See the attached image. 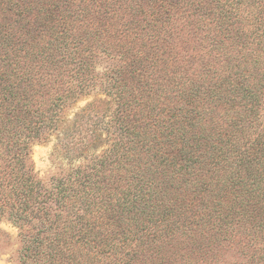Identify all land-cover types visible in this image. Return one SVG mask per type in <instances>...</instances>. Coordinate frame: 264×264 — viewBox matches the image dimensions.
Returning a JSON list of instances; mask_svg holds the SVG:
<instances>
[{"label": "trees", "instance_id": "16d2710c", "mask_svg": "<svg viewBox=\"0 0 264 264\" xmlns=\"http://www.w3.org/2000/svg\"><path fill=\"white\" fill-rule=\"evenodd\" d=\"M208 13V0H0V221L19 264H179L159 245L207 254V229L264 264V61L250 34L224 47L217 26L218 55L254 62L211 69ZM96 87L107 100L70 115ZM100 123L105 147L38 176L34 143L82 151Z\"/></svg>", "mask_w": 264, "mask_h": 264}, {"label": "rangeland", "instance_id": "374dc122", "mask_svg": "<svg viewBox=\"0 0 264 264\" xmlns=\"http://www.w3.org/2000/svg\"><path fill=\"white\" fill-rule=\"evenodd\" d=\"M209 1V15L206 19V25L209 28L207 49H208V61L210 68H222L236 65L240 61L243 65V69L249 70V67L253 64V59L247 55L246 59L242 60V51L230 50L225 52L221 50L219 55L214 48V42L212 41L214 29L220 26L221 29L227 28V31H223L222 42L225 46H229L231 41H243L242 34H250L248 41H253L251 49L252 57L264 61V0H208ZM218 22V23H217ZM232 28V29H230ZM235 33L238 36L234 37ZM233 34V35H232ZM211 38V39H210ZM253 38V40H252ZM250 47V46H249ZM234 54L236 60L229 56L226 59V54ZM261 62V61H259ZM103 63H99L97 68L99 69ZM260 71V69H259ZM258 70L255 71V77L258 78ZM261 106L259 107L260 113H264V87L261 89ZM94 100H107L106 96L97 89V87L87 95L84 99L78 101L73 109L70 111V115L79 108L84 106L87 102ZM259 122V121H258ZM100 123L99 128L96 130V134L99 136L94 142H91L85 149L79 151L76 148L68 149L63 148L62 143L58 140V135L53 134L47 141L37 142L32 145L31 157L34 162L35 171L42 179H46L50 174L57 171L58 166H67L71 163H77L82 160V155H87L93 151H100L106 144L101 140L105 137V130L102 129ZM260 128V124H258ZM87 141V140H85ZM84 141V142H85ZM80 145V144H78ZM0 231H3L7 235V239L4 243L0 244V264H19L17 259V230L7 221H0ZM227 236L230 239H227ZM205 237L210 244L207 254L198 253L193 250L192 243L195 244L196 240H190L182 242L181 240L172 239L169 243L165 240L161 245V249L167 248L168 251H163L166 255L170 254L174 256L175 261L179 264H249L244 257L238 251V245L235 242L238 237L226 235V238H218L213 230H206ZM197 239V238H195ZM151 247H148V256L145 254L144 258H155ZM178 248V249H177ZM161 251V250H160ZM208 255V257H207Z\"/></svg>", "mask_w": 264, "mask_h": 264}]
</instances>
